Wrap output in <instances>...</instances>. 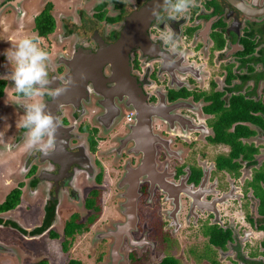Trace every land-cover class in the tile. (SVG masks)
<instances>
[{"label":"flooded vegetation","instance_id":"flooded-vegetation-1","mask_svg":"<svg viewBox=\"0 0 264 264\" xmlns=\"http://www.w3.org/2000/svg\"><path fill=\"white\" fill-rule=\"evenodd\" d=\"M151 1L0 0V25L12 21L3 16L9 9L14 23L61 44L49 91L68 85L54 105L43 97L60 124L47 155L26 150V130L15 129L0 206L18 196L0 210V230L60 238L66 253L105 216L112 223L97 238L111 239L110 264H264V0H198L187 18L151 17L142 46L124 56L109 50L125 20ZM45 10L53 28L39 35ZM164 24L182 40L168 62L158 40ZM19 208L37 210L34 226L18 224ZM66 224L76 225L69 236ZM181 237L189 238L185 250ZM8 241L0 235V253Z\"/></svg>","mask_w":264,"mask_h":264},{"label":"rangeland","instance_id":"rangeland-1","mask_svg":"<svg viewBox=\"0 0 264 264\" xmlns=\"http://www.w3.org/2000/svg\"><path fill=\"white\" fill-rule=\"evenodd\" d=\"M34 5V3H32ZM33 5L30 6L31 9H33ZM59 9H63L61 4H59ZM57 5L54 8L56 12L53 11V16L57 18L62 17V13L59 10ZM2 13H0L1 15ZM65 14V13H64ZM58 15V16H57ZM3 16H6L7 18H12V21H8L7 23H2L0 25V80L5 81V88L3 90V96L0 98V181L4 182L8 180L7 176L4 174L5 167L7 164L6 160V154H9L7 152V147H9L12 144V138H14V134L18 131H15L16 122L18 121L20 115H22L21 110L19 107H17V103L15 101L14 93V85L12 81L5 76V74H10L11 66L9 65L7 58L5 56V51L11 47L12 42H16L18 39L22 38L25 35H32L30 27L29 29L25 28V26H22V21L19 25L14 23L15 17L12 12V10L6 9V11L3 13ZM19 19V18H18ZM17 19V21H18ZM5 21V20H3ZM46 39H41L40 44L41 46L47 50L50 54V59H52L54 56H57V54L54 52L56 48H59L61 44H54V39L49 36L45 37ZM49 40V41H47ZM42 42V43H41ZM52 46L50 47V45ZM51 49V50H50ZM53 56V57H52ZM52 62V61H51ZM5 73V74H4ZM22 141V140H20ZM25 147V146H24ZM6 151V152H5ZM19 164V161H18ZM21 165V164H20ZM20 167H18L19 169ZM5 175V176H4ZM16 177L18 175L16 174ZM7 189L3 190L2 186L0 185V197H2V194ZM26 195L23 196V201L26 199ZM104 204L106 205H114L116 202L108 201V198H104ZM24 205V203H23ZM22 205V206H23ZM33 210L30 209V212H28V215L25 211L21 210V208L18 209L19 215H15L16 221L20 225H24L25 227H31L34 226L36 223V212L35 210L30 216L29 214L32 213ZM27 216L29 220H23L22 217ZM36 218V219H35ZM34 222V223H33ZM112 221H109V218L103 216L101 219H99L93 226L90 227V229L85 232L82 231L81 234H78L77 236H74L73 240L68 246V250L66 253H62L60 251V238L54 240V241H47L44 237L36 239L34 241L32 240H25L21 238L18 234H14L12 232H8L5 230H0V235H2L4 238L7 237L8 240L12 239V241H8V245L11 244V246L6 245L5 250L1 251L0 255V264H44V261L46 264H65L67 260L75 259L79 260L81 264H110L108 260V248L109 244L111 243L110 238H97V235L102 232L106 226L111 224ZM6 241V240H5ZM22 243H21V242ZM189 238H183L181 237L180 244L182 245V249L185 250V248L188 246ZM25 243V244H24ZM27 245V252L22 247ZM164 249V248H163ZM162 247L156 249V250H163ZM9 250V251H8ZM13 251V253H11ZM120 254L123 257L124 254L122 250H120ZM172 254V253H171ZM178 254V253H175ZM161 255V254H160ZM161 256H157V261ZM186 258V256H185ZM155 263V262H154ZM153 263V264H154ZM188 258H186V262H182L180 264H190ZM119 264H126V261H121Z\"/></svg>","mask_w":264,"mask_h":264},{"label":"clouds","instance_id":"clouds-1","mask_svg":"<svg viewBox=\"0 0 264 264\" xmlns=\"http://www.w3.org/2000/svg\"><path fill=\"white\" fill-rule=\"evenodd\" d=\"M129 4L132 0H120ZM199 7L198 0H154L150 8V15L159 21H175L177 17L187 18L191 9ZM158 40L163 46L161 54L168 62L171 56L180 54L182 40L179 34L164 24L159 31ZM5 51V56L11 66L7 76L14 85L15 101L24 109L16 122V127L23 128L24 146L28 151L48 154L49 149L55 148L56 137L60 127L57 117L48 109L43 100L45 95L58 98L68 90V85L57 86L49 91L52 79L49 72L53 71L50 54L40 44L37 35H25L12 42ZM153 43L149 51H155ZM170 66V65H169ZM71 83V81H69Z\"/></svg>","mask_w":264,"mask_h":264},{"label":"water","instance_id":"water-1","mask_svg":"<svg viewBox=\"0 0 264 264\" xmlns=\"http://www.w3.org/2000/svg\"><path fill=\"white\" fill-rule=\"evenodd\" d=\"M153 2L154 1H151L149 4L142 7L139 11L131 14V16L125 20V26L120 33L119 38L114 44L111 45L112 48H110L109 50L113 49V51H117L118 53L122 54L121 56H124L127 48L133 45L142 46L145 43L144 31L151 19L150 8L152 7ZM159 2L161 4L163 3L162 0H159ZM72 84L74 85L73 81ZM61 97L62 95L58 98L52 97L51 103L49 105H54L55 103H57L55 101H58ZM128 207L130 208V211L128 212V214H130L129 220L132 221L133 200H129Z\"/></svg>","mask_w":264,"mask_h":264},{"label":"trees","instance_id":"trees-1","mask_svg":"<svg viewBox=\"0 0 264 264\" xmlns=\"http://www.w3.org/2000/svg\"><path fill=\"white\" fill-rule=\"evenodd\" d=\"M35 28L39 35H45L53 28V21L49 15H47L46 10L42 13L40 18L36 19ZM5 87V82L3 80H0V98L3 96V90ZM18 193L16 191L11 192L7 195L4 203L2 206H0V210H5L11 207L12 204L16 203L17 201ZM76 228V225H69L66 224L64 227V234L66 236L71 235L74 232V229ZM65 245L62 244V250L64 251ZM67 264H80L78 261L70 260L67 262ZM159 264H176L172 259H164Z\"/></svg>","mask_w":264,"mask_h":264},{"label":"built area","instance_id":"built-area-1","mask_svg":"<svg viewBox=\"0 0 264 264\" xmlns=\"http://www.w3.org/2000/svg\"><path fill=\"white\" fill-rule=\"evenodd\" d=\"M125 119L128 120V115L125 116Z\"/></svg>","mask_w":264,"mask_h":264}]
</instances>
